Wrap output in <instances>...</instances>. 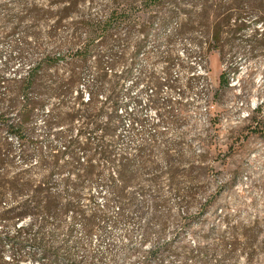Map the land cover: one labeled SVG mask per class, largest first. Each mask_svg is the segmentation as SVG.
I'll use <instances>...</instances> for the list:
<instances>
[{"label": "rangeland", "instance_id": "1", "mask_svg": "<svg viewBox=\"0 0 264 264\" xmlns=\"http://www.w3.org/2000/svg\"><path fill=\"white\" fill-rule=\"evenodd\" d=\"M33 1L36 0H0V35L5 36L0 51L5 57L17 46L24 53L25 61L15 62L7 75L19 71L22 76L30 60L49 58L43 66L40 98L44 105L42 112H50L52 123L57 124L53 132L72 140L80 135V142L84 141L83 104L97 90L96 77L103 72L113 76L129 71V80L121 83L117 101L126 105L128 113L135 111L140 115L142 112L143 122L130 131L122 109V125L115 133L114 146L119 155L124 150L133 155L136 146L154 147L150 149L148 168L139 172L131 183L140 184L150 194L155 188L154 195L165 201L175 216L181 210L177 208L174 189L193 186L204 190L197 195V203L212 196V206L201 216V222L193 226L196 233H202L201 223L204 230L214 228L227 239L235 231L237 237L245 238L237 252L243 254L238 259H224L223 264H264V47L254 48L249 42L264 28L257 21L264 18L263 12L243 17L241 21L246 28L241 39L234 41L231 53L226 54L225 49V55L221 56L216 51H207L210 44L207 24L184 27L186 18L172 6L149 9L141 6L144 0H87L68 18L55 24L33 22L23 12ZM183 7L187 11L193 9L190 4ZM114 9L127 11L116 13ZM19 17L24 18L19 20ZM118 58L122 62L110 68V62ZM2 62L0 58V65ZM223 74L227 86L220 85ZM149 76L157 79L158 88L148 85L141 90V85L136 86L137 79ZM108 91L109 85L104 84L103 91L94 98L96 112L105 107L97 117L101 124L109 114L110 106L105 103ZM135 95L140 101L137 108L129 102ZM43 118L41 114L36 117L37 127ZM154 131L158 136L149 143ZM10 143L17 153V142ZM168 145L174 149L169 152L170 158L164 155ZM76 156L80 162L86 160L81 153ZM36 161L32 159V163ZM136 168L137 165L131 166L130 173ZM177 170L195 175L197 181L166 174ZM156 175H160L158 182L151 183ZM30 176L34 181L49 177L51 194L66 199L63 180L69 177L75 181V176L68 172L57 174L34 169ZM86 185L90 187L83 192L86 199L93 196L102 205L100 183L92 181ZM134 185L128 191L137 203H143L147 217L151 198L140 196ZM77 191L80 194V183ZM83 202L89 211L92 204L85 200L79 204ZM197 209L198 206L191 212L196 213ZM58 219L49 216L41 234L37 233L35 224L28 238L44 237L48 248L69 254V261L78 264L84 261L88 253L85 251L94 254L96 264L134 261L129 252L139 249L143 221L135 225L130 242L125 244L121 228L111 231L107 241L97 233L85 237L79 217L72 212L62 213ZM169 238L170 233L166 236ZM29 250L36 253L35 248L29 247L23 253L28 254ZM142 253L143 249L136 255V261ZM214 259L222 258L216 254L209 264H214ZM22 264L36 263L24 261Z\"/></svg>", "mask_w": 264, "mask_h": 264}, {"label": "trees", "instance_id": "2", "mask_svg": "<svg viewBox=\"0 0 264 264\" xmlns=\"http://www.w3.org/2000/svg\"><path fill=\"white\" fill-rule=\"evenodd\" d=\"M38 1L42 0L33 1L29 8H23V12L33 22L53 21L59 24L87 0ZM186 3L190 4L194 10L187 11L183 7L188 5ZM141 6L149 9L172 6L174 11L183 13L186 18L184 27L188 26L187 28L196 23L207 24L210 43L207 51H216L221 56L231 53L234 41L241 39V34L246 28L245 23L241 21L243 17L261 12L264 14L262 11L264 0H144ZM112 11L124 13L127 10ZM23 18L19 17V20ZM257 21L264 26V18H259ZM100 36L103 37V35ZM4 39L5 36L0 35V43ZM249 42L254 48L264 47V28L260 34L256 32ZM225 49L227 51L224 53ZM77 54L80 55V52ZM199 55H202L201 50ZM0 58L3 59L0 65V264H22L24 261L36 264H78L69 261L71 258L69 254H62L57 249L48 248L44 237L28 238L35 224H37V233L41 234L49 216L59 221L60 214L67 212H72L79 217L85 237L90 238L97 233L100 238H107L109 241L111 231L121 228L125 244L130 242L135 225L143 221L139 249L129 252L134 258L131 264H209L216 254H220L222 259H214V264H223L224 259L232 260L241 257L243 253L240 252L238 255L237 252L241 240L245 238L237 237L235 231L230 232V238L227 239L217 233L214 228L204 230L202 223L200 224L202 233H196L193 229L194 225L201 222V216H204L212 206V196L201 204L197 203V195L204 190H198L193 186L174 189L177 208L181 210V213L175 216L169 212L167 203L154 195L157 192L155 188L150 194L140 184L131 183L139 172L148 168L151 163L150 149L154 147L136 146L133 155L126 153L125 150L122 155H119L114 146L115 133L122 125V109L128 119L126 125L130 131H134L135 126H142L143 122L142 112L140 115L135 111L128 113L126 105H121L117 101V96L122 89L121 83L129 80V71L113 76L103 72L96 77L97 90L92 91L87 96L86 104H83L85 107L82 115L85 122L82 132L84 141L80 142V135L72 140L62 133L55 134L53 128L57 124L52 123L53 116L50 112H42L44 106L40 98L43 90L42 71L49 58L42 56L41 59L30 60V66L22 76L19 71L7 75V71L9 72L15 62L25 61L22 49L13 46L11 53L5 57L0 51ZM121 62L119 58L112 60L110 68H115ZM71 81L69 82L72 84ZM104 84L109 85L105 103L110 107L105 122L101 124L98 123L97 117L100 111L103 113L105 107L96 112L94 98L103 91ZM139 85L143 90L148 85L158 88L159 84L157 79L149 76L137 79L136 86L139 87ZM220 85H228L225 74L220 77ZM63 86L65 84L58 90ZM129 102L136 108L140 105L137 95L129 98ZM40 114L44 118L41 125L37 127L35 120ZM156 136L158 135L154 131L149 138V143H153ZM11 140L18 144L17 153L13 150ZM172 150H174L173 146L168 145L164 154L166 158H170L169 152ZM78 153H81L86 160L80 162L76 156ZM33 158L37 159L35 163H32ZM134 165H137V168L130 173L132 172L130 167ZM34 169L39 172L73 174L75 181H71L69 177L63 180V185L67 188H65L67 199L62 195L51 194V188L48 187L51 183L49 177L34 181L30 176ZM170 172L166 174L180 176L191 182L197 181L195 175L193 177L185 170L180 173L178 170ZM159 178L160 175L154 176L151 183H157ZM92 181L100 183L103 192V195H100L103 200L102 205L97 204L93 196L86 199L83 193L90 188L86 184ZM79 183L80 194L77 191ZM133 185L140 196L149 195L151 198L150 213L147 217L143 203H137L133 193L128 191ZM84 200L92 204L89 211L84 202L79 204V201ZM196 206L198 211L191 212ZM26 220L28 223L25 222ZM19 223L22 224L19 225ZM168 233L170 238L166 239ZM213 236H215V242L212 243ZM146 245L147 248L144 249ZM107 246L110 248L111 243ZM26 247L35 248L36 253L31 250L28 254L23 253ZM141 249H143L142 256L139 261H136L135 257ZM85 252L88 253L82 263L96 264L94 254ZM251 254L253 252L248 257Z\"/></svg>", "mask_w": 264, "mask_h": 264}]
</instances>
